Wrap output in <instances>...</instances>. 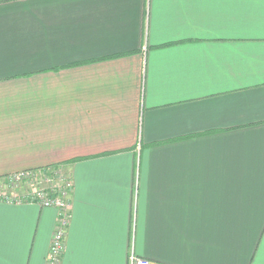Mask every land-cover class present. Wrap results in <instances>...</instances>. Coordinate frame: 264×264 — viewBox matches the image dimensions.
Here are the masks:
<instances>
[{
    "label": "crops",
    "instance_id": "1",
    "mask_svg": "<svg viewBox=\"0 0 264 264\" xmlns=\"http://www.w3.org/2000/svg\"><path fill=\"white\" fill-rule=\"evenodd\" d=\"M45 168L62 264H264V0H0V178ZM57 217L0 200V264Z\"/></svg>",
    "mask_w": 264,
    "mask_h": 264
},
{
    "label": "built area",
    "instance_id": "2",
    "mask_svg": "<svg viewBox=\"0 0 264 264\" xmlns=\"http://www.w3.org/2000/svg\"><path fill=\"white\" fill-rule=\"evenodd\" d=\"M53 171V173H50ZM56 168L34 171L44 173L43 177H36L34 180V190L23 194L20 197H8L0 194V200L11 203L32 202L41 207H54L58 211L57 223L52 235L50 247L46 259V264H62L63 255L66 248V235L70 223V195L73 189L71 177ZM33 176L32 173H21L17 176ZM35 175V174H34ZM132 264H149L148 260L133 257Z\"/></svg>",
    "mask_w": 264,
    "mask_h": 264
},
{
    "label": "rangeland",
    "instance_id": "3",
    "mask_svg": "<svg viewBox=\"0 0 264 264\" xmlns=\"http://www.w3.org/2000/svg\"><path fill=\"white\" fill-rule=\"evenodd\" d=\"M61 170V168H59ZM39 171V170H38ZM54 171V170H53ZM53 171H50V173H53ZM58 171V169L56 170ZM27 173H32L33 176H28V174H25L24 176H17L16 179H9V177H4V179L0 180V194H3L4 196L8 197H20L23 194L29 193L32 190H34V180L38 177H43L45 172L40 174L33 171H29ZM35 174V175H34ZM9 180H8V179ZM134 257V256H133ZM133 257L131 261L133 260ZM133 263V261H132Z\"/></svg>",
    "mask_w": 264,
    "mask_h": 264
},
{
    "label": "trees",
    "instance_id": "4",
    "mask_svg": "<svg viewBox=\"0 0 264 264\" xmlns=\"http://www.w3.org/2000/svg\"><path fill=\"white\" fill-rule=\"evenodd\" d=\"M46 169H52V168H45V169H42V170H46ZM7 177H9V176H7ZM14 177H15V176H11V177H9V179H11V178L13 179ZM1 179H4V177L0 178V180H1ZM7 179H8V178H7ZM9 179H8V180H9Z\"/></svg>",
    "mask_w": 264,
    "mask_h": 264
}]
</instances>
